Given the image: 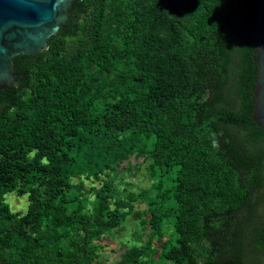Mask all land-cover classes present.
Returning a JSON list of instances; mask_svg holds the SVG:
<instances>
[{
    "label": "trees",
    "instance_id": "1",
    "mask_svg": "<svg viewBox=\"0 0 264 264\" xmlns=\"http://www.w3.org/2000/svg\"><path fill=\"white\" fill-rule=\"evenodd\" d=\"M255 5L72 0L45 50L14 57L16 84L0 89V264H104L97 242L135 201L146 239L110 264H264ZM132 155L152 187L120 196L102 176ZM85 181L99 185L84 195ZM7 192L27 195L26 211Z\"/></svg>",
    "mask_w": 264,
    "mask_h": 264
},
{
    "label": "water",
    "instance_id": "2",
    "mask_svg": "<svg viewBox=\"0 0 264 264\" xmlns=\"http://www.w3.org/2000/svg\"><path fill=\"white\" fill-rule=\"evenodd\" d=\"M72 0H0V89L16 84L14 57L48 47L68 17ZM257 74L252 119L264 130V0H256L252 20Z\"/></svg>",
    "mask_w": 264,
    "mask_h": 264
},
{
    "label": "rangeland",
    "instance_id": "3",
    "mask_svg": "<svg viewBox=\"0 0 264 264\" xmlns=\"http://www.w3.org/2000/svg\"><path fill=\"white\" fill-rule=\"evenodd\" d=\"M147 165L148 160L144 161L142 157L132 155L124 160L115 171L107 173L108 175H103L102 179L111 180L112 184L118 189V195L120 196H124L130 191L137 192L142 188L151 189L153 180L146 169ZM75 181L78 182V180ZM76 182L75 188H77ZM98 185V181L94 185L89 181H85L82 194L88 195L92 190V186L97 187ZM5 201L8 202L13 212L26 211L28 204L27 195L19 196L15 192H7ZM133 205L134 210L124 216L119 227L103 235L97 242L100 246V259L104 264L117 262L121 252L126 247L141 245L146 239L149 229L145 223L141 222L142 211L145 210L146 204L135 201ZM135 211H139L140 214L138 215Z\"/></svg>",
    "mask_w": 264,
    "mask_h": 264
}]
</instances>
